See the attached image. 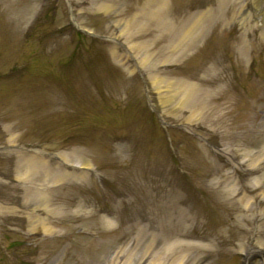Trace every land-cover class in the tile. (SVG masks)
<instances>
[{"label":"rangeland","instance_id":"1","mask_svg":"<svg viewBox=\"0 0 264 264\" xmlns=\"http://www.w3.org/2000/svg\"><path fill=\"white\" fill-rule=\"evenodd\" d=\"M98 1L0 0V264H264V36L233 17L244 2L169 0L176 29L217 16L162 67L196 86L193 112L162 106L111 32L147 0ZM30 158L67 179H16ZM35 189L50 234L26 219Z\"/></svg>","mask_w":264,"mask_h":264},{"label":"bare ground","instance_id":"2","mask_svg":"<svg viewBox=\"0 0 264 264\" xmlns=\"http://www.w3.org/2000/svg\"><path fill=\"white\" fill-rule=\"evenodd\" d=\"M232 1L219 0L220 12L222 13L236 2V0ZM242 1L244 5L235 9L233 17H240L237 22H240L245 31L258 26L262 31V36H264V0ZM169 5V0H147L146 3L141 4L143 11L136 13L127 23L117 25V29H113L111 32L116 35L117 39L121 38L127 42L128 48L132 50L133 55L139 57L142 54L138 65L146 72L147 86L154 98L162 106H166L170 110H182L191 107L190 102L191 99L196 98L197 88L195 85L184 80L171 77L169 74L171 71L162 70V67L168 64H176L182 60L206 35L211 25L216 22L217 16L211 10L198 12L183 22L180 28L176 29L173 26L174 24L172 25L165 17ZM113 8L109 3H102L96 5L93 9L95 12L108 14ZM152 23L154 24V29L158 32L154 40L152 42L134 41L139 36V33L144 34ZM168 36H170V42L164 47V50L159 52L158 46L160 45V41ZM244 45L245 43H243V47ZM115 48L112 50V55L114 59L118 60L120 59V54ZM245 50L243 48L240 52L244 54ZM127 67L134 73V69L131 66ZM204 107H198V110H202ZM190 109L193 112H197V109L193 108V106ZM77 164L81 166L87 165L83 162H77ZM67 176V174H61L58 168L47 167L44 161L37 160V158H30L25 163L17 164L14 171V177L18 180L25 181L32 177H38L41 178V181L48 182L49 184L60 183L64 179H67ZM48 196V194L40 192L37 189L27 190L23 201L28 204L31 202L35 204L31 208L33 211L26 215L30 227L34 230L38 229L50 234L51 230L46 227L45 218L37 213L39 209L47 212ZM48 212L50 213V211Z\"/></svg>","mask_w":264,"mask_h":264}]
</instances>
